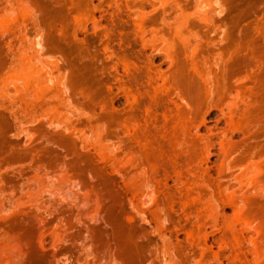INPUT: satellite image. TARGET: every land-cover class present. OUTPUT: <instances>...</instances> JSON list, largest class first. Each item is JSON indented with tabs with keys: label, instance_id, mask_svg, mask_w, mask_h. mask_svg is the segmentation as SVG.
Instances as JSON below:
<instances>
[{
	"label": "rangeland",
	"instance_id": "rangeland-1",
	"mask_svg": "<svg viewBox=\"0 0 264 264\" xmlns=\"http://www.w3.org/2000/svg\"><path fill=\"white\" fill-rule=\"evenodd\" d=\"M0 264H264V0H0Z\"/></svg>",
	"mask_w": 264,
	"mask_h": 264
},
{
	"label": "bare ground",
	"instance_id": "bare-ground-1",
	"mask_svg": "<svg viewBox=\"0 0 264 264\" xmlns=\"http://www.w3.org/2000/svg\"><path fill=\"white\" fill-rule=\"evenodd\" d=\"M188 50V49H187ZM208 77V76H207ZM204 79L202 78V83H204V86L207 84L206 82H204L203 81ZM205 81H207V79L205 78ZM202 86H203V84H202ZM206 86H208V84L206 85ZM210 86V85H209ZM208 86V87H209ZM196 88V87H195ZM198 89V88H197ZM203 89V88H202ZM209 89H210V87L209 88H207V91H209ZM204 91H205V89H204ZM206 92V91H205ZM207 93V92H206ZM209 93V92H208ZM205 123V122H204ZM203 125V124H202ZM235 128V127H234ZM236 128H237V126H236ZM235 128V129H236ZM209 131V130H208ZM224 134V133H223ZM222 133L220 134V135H223ZM215 136V135H214ZM224 136V135H223ZM200 140H201V136H200V139H199V142H200ZM206 140V138H204V141ZM208 140V142L210 141V139H207ZM207 140L205 141V143L204 144H206V142H207ZM203 142V141H202ZM201 144H203V143H201ZM208 144V143H207ZM223 144V143H222ZM208 146V145H207ZM222 146V145H221ZM200 147H201V145H200ZM202 149V148H201ZM203 149H204V147H203ZM209 148H207V150H208ZM203 151V150H202ZM205 151V150H204ZM208 152V151H207ZM206 153V152H205ZM207 154V153H206ZM205 154V155H206ZM209 155V154H208ZM205 172V171H204ZM201 174V173H200ZM195 177V176H194ZM200 178V177H199ZM238 178V177H237ZM239 178L241 179V176H239ZM240 179L239 180H237L236 182H238V181H240ZM203 180H204V178H203ZM238 183H240V182H238ZM205 188V187H204ZM160 234V233H159ZM160 236H161V234H160ZM188 236H190V235H188ZM208 236V234H204L203 233V239H204V241L208 238L207 237ZM161 237H163V236H161ZM201 237V236H200ZM253 242V241H252Z\"/></svg>",
	"mask_w": 264,
	"mask_h": 264
}]
</instances>
